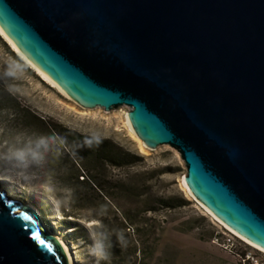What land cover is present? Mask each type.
Masks as SVG:
<instances>
[{"label": "water", "instance_id": "water-1", "mask_svg": "<svg viewBox=\"0 0 264 264\" xmlns=\"http://www.w3.org/2000/svg\"><path fill=\"white\" fill-rule=\"evenodd\" d=\"M0 31L79 105L127 106L146 146L178 151L188 191L264 250V0H0ZM36 206L0 185V264H72Z\"/></svg>", "mask_w": 264, "mask_h": 264}, {"label": "rangeland", "instance_id": "rangeland-1", "mask_svg": "<svg viewBox=\"0 0 264 264\" xmlns=\"http://www.w3.org/2000/svg\"><path fill=\"white\" fill-rule=\"evenodd\" d=\"M0 86L18 97L33 113L49 122L41 129H22L17 121L2 114L0 145L33 135L55 137L62 144L59 154H56L59 156L47 162L43 171L56 191L66 195L69 206L57 215L48 201L36 192L5 179H0V185L22 202H31L41 209L43 217L49 219L47 223L52 233L68 248L72 264H93L92 258L87 255L89 229L98 225L100 214L110 213L118 206L138 211L133 213L135 216H131V220L148 224L145 230L146 234L149 230L148 234L141 238L148 246L146 255L153 250L152 256H147L146 262L149 264H243L239 257L225 252L212 241L215 233L227 231V226L212 216L183 184L182 176L185 175L186 168L178 151L167 144L156 149L146 146L129 128L127 106L105 111L99 107L90 109L79 105L43 79L1 34ZM3 123H6L5 128ZM53 125L93 137L108 138L140 157L134 165L120 168L107 166L102 169V191L110 200H70L68 188L55 169V163L58 162L65 169L69 167L66 154L69 153L68 150L71 154L70 142L57 136L52 130ZM115 185H134L135 192L128 194L115 188ZM160 196H183L186 202L183 206L172 209L142 211L144 202ZM235 240L240 253L249 251L258 257H264L263 249L241 236H235ZM215 251H220V254ZM244 264L248 262L245 261Z\"/></svg>", "mask_w": 264, "mask_h": 264}, {"label": "trees", "instance_id": "trees-1", "mask_svg": "<svg viewBox=\"0 0 264 264\" xmlns=\"http://www.w3.org/2000/svg\"><path fill=\"white\" fill-rule=\"evenodd\" d=\"M2 114L9 116L13 121H17L16 123H19L22 129L33 128L36 130L49 124L48 121H45L23 105L18 97L0 86V115ZM5 127L6 123H3V128ZM52 130L57 136L68 139V143L70 142L71 154L69 150V153L66 154L69 167L65 169L58 162L55 163V169L60 173L61 179L68 188L72 202L79 199L89 201L91 199L110 200V197L102 191L104 190L101 183L103 181L102 169L107 166L115 168L130 166L140 160L136 153L123 148L108 138L95 137L98 138V143L86 146L84 141L93 136L60 125H53ZM56 156L59 155L49 157L48 162ZM115 188L128 194L135 192L134 185H122L121 187L115 185ZM185 202L183 196L178 198L160 196L144 202L142 211H156L159 208L172 209L183 206ZM137 212L118 206L110 213L98 216L99 223L97 226L103 227L112 233L113 246L105 264H149V262H146L147 256H152L153 250L146 255L148 246L141 238L142 235L146 236L148 234L149 230L147 234L145 233L148 224L145 225L142 221L134 222L131 220V216H135L134 214Z\"/></svg>", "mask_w": 264, "mask_h": 264}, {"label": "clouds", "instance_id": "clouds-1", "mask_svg": "<svg viewBox=\"0 0 264 264\" xmlns=\"http://www.w3.org/2000/svg\"><path fill=\"white\" fill-rule=\"evenodd\" d=\"M12 75V73H9ZM98 143V138L84 141L86 146ZM62 144L55 137L33 135L0 145V179L10 180L45 198L57 215L69 206L66 195L56 191L44 169L49 157L59 154ZM87 255L93 264H105L110 255L112 233L103 227L89 229Z\"/></svg>", "mask_w": 264, "mask_h": 264}, {"label": "built area", "instance_id": "built-area-1", "mask_svg": "<svg viewBox=\"0 0 264 264\" xmlns=\"http://www.w3.org/2000/svg\"><path fill=\"white\" fill-rule=\"evenodd\" d=\"M226 229L227 231L225 232L217 231L213 236L212 241L216 243L225 252L235 257H239L243 261V264L245 261H247L248 264H264V257H258L249 251L240 253L238 249V242L235 240V236L238 235L231 229L227 227Z\"/></svg>", "mask_w": 264, "mask_h": 264}, {"label": "bare ground", "instance_id": "bare-ground-1", "mask_svg": "<svg viewBox=\"0 0 264 264\" xmlns=\"http://www.w3.org/2000/svg\"><path fill=\"white\" fill-rule=\"evenodd\" d=\"M0 34L8 41V43L11 45V47L17 52V54L24 60L26 61L28 64H30L41 76L43 79H45L46 81H48L17 49L16 47L7 39V37L0 31ZM50 82V81H48ZM51 83V82H50ZM52 84V83H51ZM53 85V84H52ZM55 86V85H54ZM130 128V127H129ZM131 129V128H130ZM12 197H16L13 195V193H10ZM17 198V197H16ZM31 203V202H29ZM213 216V215H212ZM230 229V228H229ZM237 234V233H236ZM238 235V234H237ZM239 236V235H238ZM58 237V236H56ZM240 237V236H239ZM59 238V237H58ZM60 239V238H59ZM244 239V238H243ZM61 240V239H60ZM245 240V239H244ZM247 241V240H246ZM62 242V240H61ZM248 242V241H247ZM250 243V242H249ZM252 244V243H251ZM255 246V245H254Z\"/></svg>", "mask_w": 264, "mask_h": 264}, {"label": "crops", "instance_id": "crops-1", "mask_svg": "<svg viewBox=\"0 0 264 264\" xmlns=\"http://www.w3.org/2000/svg\"><path fill=\"white\" fill-rule=\"evenodd\" d=\"M212 237V236H211ZM217 254H220V251H215ZM221 255H222V253H221ZM226 256V255H225Z\"/></svg>", "mask_w": 264, "mask_h": 264}, {"label": "snow or ice", "instance_id": "snow-or-ice-1", "mask_svg": "<svg viewBox=\"0 0 264 264\" xmlns=\"http://www.w3.org/2000/svg\"><path fill=\"white\" fill-rule=\"evenodd\" d=\"M40 243H41V244H43V243H44V241H43V240H40Z\"/></svg>", "mask_w": 264, "mask_h": 264}]
</instances>
